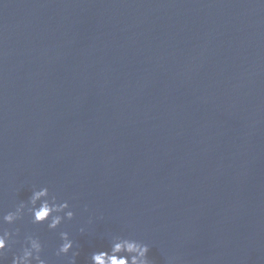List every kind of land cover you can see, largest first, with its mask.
Returning a JSON list of instances; mask_svg holds the SVG:
<instances>
[{
    "label": "water",
    "instance_id": "1",
    "mask_svg": "<svg viewBox=\"0 0 264 264\" xmlns=\"http://www.w3.org/2000/svg\"><path fill=\"white\" fill-rule=\"evenodd\" d=\"M33 186L76 212L17 223L49 264L60 231L77 264L110 233L155 264H264V2L0 0V215Z\"/></svg>",
    "mask_w": 264,
    "mask_h": 264
},
{
    "label": "clouds",
    "instance_id": "2",
    "mask_svg": "<svg viewBox=\"0 0 264 264\" xmlns=\"http://www.w3.org/2000/svg\"><path fill=\"white\" fill-rule=\"evenodd\" d=\"M31 192L27 201H20L14 210L0 215V264H5L9 254L12 256L11 264H49L44 255L45 244L40 236L31 232L22 235L21 229L16 226L25 216L30 217L33 224H46L52 231L60 228L66 220L71 221L76 217L69 201L60 200L48 186H33ZM84 211H88L87 206ZM79 232L82 235L87 233V225H82ZM108 237L110 247L108 250L93 252L90 264H155L149 257L150 244L133 235L110 233ZM59 238L61 242L56 249V256L66 258V264H77L81 254L78 242L68 231H60ZM18 243L20 247L15 249ZM168 264H173L171 259Z\"/></svg>",
    "mask_w": 264,
    "mask_h": 264
}]
</instances>
